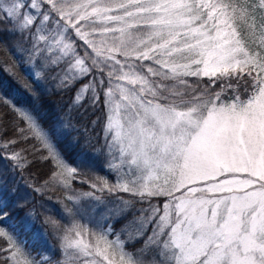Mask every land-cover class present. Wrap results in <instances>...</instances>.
I'll use <instances>...</instances> for the list:
<instances>
[{"label": "snow or ice", "instance_id": "obj_1", "mask_svg": "<svg viewBox=\"0 0 264 264\" xmlns=\"http://www.w3.org/2000/svg\"><path fill=\"white\" fill-rule=\"evenodd\" d=\"M5 21L28 40L37 90L51 66L75 90L73 105L103 98L107 147L137 178L120 190L148 204L125 240L110 227L92 241L65 235V247L92 258L81 264H264V0H0ZM201 77H216L221 91L201 87ZM15 110L59 160L58 126L46 127L35 103ZM5 158L22 166L18 153ZM6 219L0 202V238L23 264H41L19 240L35 224L4 227ZM130 241L140 247L130 251Z\"/></svg>", "mask_w": 264, "mask_h": 264}, {"label": "trees", "instance_id": "obj_2", "mask_svg": "<svg viewBox=\"0 0 264 264\" xmlns=\"http://www.w3.org/2000/svg\"><path fill=\"white\" fill-rule=\"evenodd\" d=\"M15 33L13 24H0V40L4 41L0 43V156L18 153L22 158L21 167H14L11 159H0V202L9 204L11 216L3 226L28 217L35 228L23 231L19 240L33 257L41 264H81L83 257L76 249L62 243L65 235L75 238V232H80L95 237L110 227L125 240L129 233L140 230L135 218L149 215L138 211L148 204L138 203L133 193L120 190L121 175L105 139L109 134L103 98L94 107L88 102L82 107L73 105L75 90L64 89L59 70L51 66L38 78L37 90L30 80L37 79L34 73L41 69L30 55L27 38ZM212 80L215 83L208 85V78L201 77V87L220 92L221 81ZM237 91L243 99V85ZM221 98L230 100L232 90L225 89ZM33 103L40 107L46 127L56 124L59 128L55 138L59 160L31 138L15 110H27ZM68 169L75 171L69 173ZM137 246L138 242H129L130 251ZM0 249V264H23L24 257L3 238Z\"/></svg>", "mask_w": 264, "mask_h": 264}, {"label": "rangeland", "instance_id": "obj_3", "mask_svg": "<svg viewBox=\"0 0 264 264\" xmlns=\"http://www.w3.org/2000/svg\"><path fill=\"white\" fill-rule=\"evenodd\" d=\"M225 2H234L236 3L238 6L241 5V4H244V3H252L253 0H225ZM255 2H258V0H255ZM29 11H35V10H31L29 9ZM249 23H251V21H249ZM260 21H259V17L257 16V20H256V24L259 25ZM237 27V30L238 32H240V38L246 42L247 46L248 47H254V45L251 44V41H250V37H251V33L248 32V34L246 35V31H247V28L246 26L243 24L242 21L238 20L236 22V25ZM219 75V74H218ZM107 134H109L108 132H106ZM112 152H113V155H114V160H115V165L117 166V169L119 170L120 172V175H121V184L123 183H128L130 180H136L137 178L132 176L131 175V171H130V167L126 164L125 162V158L122 157L117 151L115 148L111 149ZM119 185V187H120ZM129 186L131 187L132 185L129 184ZM140 217H136L135 218V221H139ZM101 231H99L100 233ZM81 236L89 241H92L95 237H91L89 236L88 234H82L81 233ZM76 238V237H75ZM73 238V239H75ZM109 240H114L115 238H111V237H108ZM137 248H139V246H137ZM78 251V250H76ZM111 252V250H110ZM83 257V256H82ZM83 259H92L91 257H83Z\"/></svg>", "mask_w": 264, "mask_h": 264}]
</instances>
